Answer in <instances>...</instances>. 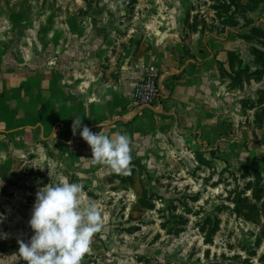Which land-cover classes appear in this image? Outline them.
I'll list each match as a JSON object with an SVG mask.
<instances>
[{"label":"rangeland","instance_id":"obj_1","mask_svg":"<svg viewBox=\"0 0 264 264\" xmlns=\"http://www.w3.org/2000/svg\"><path fill=\"white\" fill-rule=\"evenodd\" d=\"M4 19L14 28L0 25V51L14 54V74L0 68V123L16 137L53 135L69 119L60 50L104 19L184 56L216 52L217 83L205 126L165 122L120 173L54 135L4 163L0 264H27L19 247L33 235L36 194L65 178L83 185L82 206L101 209L82 264H264V0H0Z\"/></svg>","mask_w":264,"mask_h":264},{"label":"crops","instance_id":"obj_2","mask_svg":"<svg viewBox=\"0 0 264 264\" xmlns=\"http://www.w3.org/2000/svg\"><path fill=\"white\" fill-rule=\"evenodd\" d=\"M106 23L104 19L102 30L87 26L85 34L73 35L69 49L60 50V62L69 63L60 87L69 95L71 110L67 121L56 124L53 134L56 144L78 146L92 155L91 147L79 134L86 125L93 133L109 137L117 133L127 135L131 151L148 140L145 134L151 130L161 134L165 122L186 121L198 128L201 124L205 126L207 107H213L214 103L206 100V92L217 83L216 52L205 57L201 50H193L184 56V52L174 49L170 42L161 43L149 32L144 31V36L132 35L135 29L129 26L123 28L120 24L117 28ZM0 25L14 28V23L8 19L0 20ZM0 59L5 63L0 68L13 75L14 54L0 51ZM149 66H156L161 74L162 93L159 104L152 109H142L133 100V90ZM76 119H81L82 123L74 135ZM9 126V122L0 123V181L4 163L10 169L15 154L26 155L32 147L41 146L42 138L53 137L46 136L40 128L16 137ZM2 183L5 185V181Z\"/></svg>","mask_w":264,"mask_h":264},{"label":"clouds","instance_id":"obj_3","mask_svg":"<svg viewBox=\"0 0 264 264\" xmlns=\"http://www.w3.org/2000/svg\"><path fill=\"white\" fill-rule=\"evenodd\" d=\"M81 123V119L74 121V135ZM79 134L91 147L93 160L115 173L128 168L131 155L127 135L109 137L93 133L86 125ZM82 191L83 185L65 178L37 192L29 220L33 235L28 243L20 241L19 247V255L27 264H82L94 234L103 227L100 207L94 202L82 206Z\"/></svg>","mask_w":264,"mask_h":264},{"label":"built area","instance_id":"obj_4","mask_svg":"<svg viewBox=\"0 0 264 264\" xmlns=\"http://www.w3.org/2000/svg\"><path fill=\"white\" fill-rule=\"evenodd\" d=\"M162 80L156 66H149L133 90V100L142 109H152L159 104Z\"/></svg>","mask_w":264,"mask_h":264},{"label":"water","instance_id":"obj_5","mask_svg":"<svg viewBox=\"0 0 264 264\" xmlns=\"http://www.w3.org/2000/svg\"><path fill=\"white\" fill-rule=\"evenodd\" d=\"M163 37H164V35H163Z\"/></svg>","mask_w":264,"mask_h":264}]
</instances>
